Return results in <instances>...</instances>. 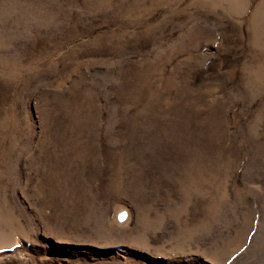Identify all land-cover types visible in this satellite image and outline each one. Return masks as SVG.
<instances>
[{"label":"rangeland","instance_id":"1","mask_svg":"<svg viewBox=\"0 0 264 264\" xmlns=\"http://www.w3.org/2000/svg\"><path fill=\"white\" fill-rule=\"evenodd\" d=\"M0 264H264V0H0Z\"/></svg>","mask_w":264,"mask_h":264}]
</instances>
